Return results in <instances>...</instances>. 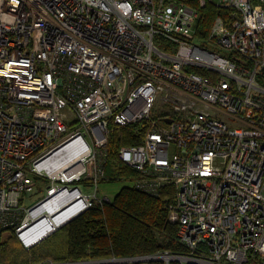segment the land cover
Here are the masks:
<instances>
[{
    "label": "built area",
    "instance_id": "built-area-1",
    "mask_svg": "<svg viewBox=\"0 0 264 264\" xmlns=\"http://www.w3.org/2000/svg\"><path fill=\"white\" fill-rule=\"evenodd\" d=\"M206 6L220 13L200 36ZM263 66L264 0H0V231L28 249L52 232L28 234L58 192L83 210L109 201L110 132L139 124L140 142L118 149L136 173L121 182L172 189L185 247L151 257L264 264ZM40 177L45 195L26 206Z\"/></svg>",
    "mask_w": 264,
    "mask_h": 264
},
{
    "label": "trees",
    "instance_id": "trees-1",
    "mask_svg": "<svg viewBox=\"0 0 264 264\" xmlns=\"http://www.w3.org/2000/svg\"><path fill=\"white\" fill-rule=\"evenodd\" d=\"M219 13L212 6L202 9L197 23L200 36L206 35L212 19ZM257 79L264 86L262 73ZM143 134L144 129L139 124L114 128L110 132L104 177L100 183L124 181L136 176L133 169L118 159V149L123 145L138 144ZM170 202V188L153 196L122 183L109 201H94L90 207L56 229L53 236L58 243L52 248L49 243L41 241L26 249L13 229L0 231V264H30L48 259L58 262L99 261L164 252L182 253L185 247L177 240L178 225L168 219ZM130 264L166 262L150 259ZM169 264L178 263L170 261Z\"/></svg>",
    "mask_w": 264,
    "mask_h": 264
},
{
    "label": "bare ground",
    "instance_id": "bare-ground-1",
    "mask_svg": "<svg viewBox=\"0 0 264 264\" xmlns=\"http://www.w3.org/2000/svg\"><path fill=\"white\" fill-rule=\"evenodd\" d=\"M73 159V157H67L69 163ZM42 208H45L49 212V215L47 214L40 223L28 231L30 240L40 239L44 234L64 224L67 220L83 210L84 202L77 199L75 192L67 190L58 192L48 202H45L40 209Z\"/></svg>",
    "mask_w": 264,
    "mask_h": 264
},
{
    "label": "rangeland",
    "instance_id": "rangeland-1",
    "mask_svg": "<svg viewBox=\"0 0 264 264\" xmlns=\"http://www.w3.org/2000/svg\"><path fill=\"white\" fill-rule=\"evenodd\" d=\"M46 182H48V180L46 178H39L38 180H36V187L32 188L30 193L28 195H26L25 198V204L26 206H30L33 203H35L37 200H39L40 198H42L45 195V187L44 184H46ZM123 182L118 181V182H105V183H100L97 187V193L99 194V196L101 197H108L109 199L112 198V196L114 195V193H116V191L118 190V188H120V186L122 185ZM73 185L78 186L80 189L83 190L84 193L86 194H93L94 192V186L90 185L89 187H85L84 184L82 182H76ZM65 224V223H64ZM63 224V225H64ZM62 225V226H63ZM59 227L55 228L58 229ZM53 230L50 234H48V236L42 238L40 241H38L37 243L44 241L46 243H49V247L52 248L54 247V244L58 243L55 242L57 240V238H55L53 236V232L55 231ZM57 247V245H55V248ZM128 261V260H127ZM140 261V260H138ZM142 261V260H141ZM110 262V261H107ZM134 261L129 260L128 262H115V263H106V264H120V263H125V264H130ZM40 264H56V263H61V264H75V262H70V261H53V260H44V261H40L38 262ZM30 264H34V263H30ZM81 264H85L84 261H82Z\"/></svg>",
    "mask_w": 264,
    "mask_h": 264
},
{
    "label": "water",
    "instance_id": "water-1",
    "mask_svg": "<svg viewBox=\"0 0 264 264\" xmlns=\"http://www.w3.org/2000/svg\"><path fill=\"white\" fill-rule=\"evenodd\" d=\"M261 73L264 75V66L261 68ZM80 213V212H79ZM78 213V214H79ZM77 215V214H76ZM75 215V216H76ZM73 216V217H75ZM72 217V218H73ZM70 218V219H72ZM69 219V220H70ZM69 220H67L66 222H68ZM65 222V223H66ZM63 225V224H62ZM60 227V226H59ZM143 257V258H142ZM142 257H134V258H119V259H106V260H99V261H84L85 264H106V263H115V262H128L129 260L131 261H138V260H150V259H162L161 257H151V256H142ZM113 260V261H112ZM128 260V261H127ZM164 260V259H163ZM110 261V262H107ZM112 261V262H111ZM82 262H75V264H81Z\"/></svg>",
    "mask_w": 264,
    "mask_h": 264
},
{
    "label": "crops",
    "instance_id": "crops-1",
    "mask_svg": "<svg viewBox=\"0 0 264 264\" xmlns=\"http://www.w3.org/2000/svg\"><path fill=\"white\" fill-rule=\"evenodd\" d=\"M119 189V188H118ZM115 194V193H114Z\"/></svg>",
    "mask_w": 264,
    "mask_h": 264
}]
</instances>
